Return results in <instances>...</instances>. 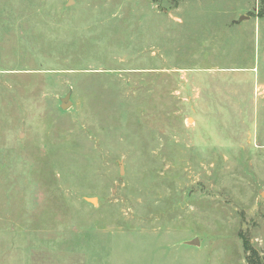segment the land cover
I'll use <instances>...</instances> for the list:
<instances>
[{"label": "rangeland", "instance_id": "obj_1", "mask_svg": "<svg viewBox=\"0 0 264 264\" xmlns=\"http://www.w3.org/2000/svg\"><path fill=\"white\" fill-rule=\"evenodd\" d=\"M262 6L0 0V264H264Z\"/></svg>", "mask_w": 264, "mask_h": 264}, {"label": "trees", "instance_id": "obj_2", "mask_svg": "<svg viewBox=\"0 0 264 264\" xmlns=\"http://www.w3.org/2000/svg\"><path fill=\"white\" fill-rule=\"evenodd\" d=\"M262 14L264 16V0H262ZM243 240H244V248L246 250V252L248 253V262L250 264H261V261L258 260V254L256 252V250L252 247V245L250 244V240L247 239V237L243 236Z\"/></svg>", "mask_w": 264, "mask_h": 264}, {"label": "water", "instance_id": "obj_3", "mask_svg": "<svg viewBox=\"0 0 264 264\" xmlns=\"http://www.w3.org/2000/svg\"><path fill=\"white\" fill-rule=\"evenodd\" d=\"M70 96H71V92L67 93V95L65 97L61 98V107L63 109H67L71 105V101H69ZM121 168H122L121 171L123 172L124 166H123L122 161H121ZM90 200H94V199L91 198ZM187 243L191 244V245H200V239L196 237V238L188 241Z\"/></svg>", "mask_w": 264, "mask_h": 264}]
</instances>
